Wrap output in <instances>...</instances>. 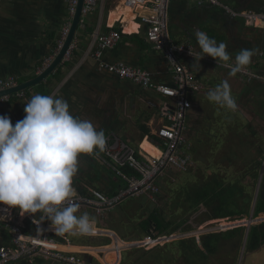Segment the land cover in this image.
Here are the masks:
<instances>
[{"label":"crops","instance_id":"crops-1","mask_svg":"<svg viewBox=\"0 0 264 264\" xmlns=\"http://www.w3.org/2000/svg\"><path fill=\"white\" fill-rule=\"evenodd\" d=\"M231 1L235 7L245 9V7H243L245 6L243 0ZM118 2L115 3L114 8L111 10L109 8V0H99L96 9L86 15L85 23H87L89 27L86 29L82 26V28L78 30L71 56L60 64L55 73L40 84L34 85L24 91L15 92L8 95V100L0 101V115L9 116L13 125H15L18 120L24 118L25 104L33 95H52L57 98L65 99L69 103L70 112L73 116L89 120L97 131H104L105 136L110 133L118 134L122 139L135 147L140 156H159L164 147L162 145L163 141L157 135V132L160 127L166 125L167 120L163 115V111L166 104L173 102V100L163 95L154 86L144 87L132 80L110 73L100 66V62H121L135 68L147 70L151 73L152 85L158 83L172 85L174 82V71L164 54L155 49L153 45L147 41L143 28L139 26L138 31L127 33L124 31V23H122V21L119 20L112 24L110 23V15L116 10L119 5ZM259 3L264 4V1H259ZM124 4L125 1L123 0V5ZM259 8L260 7L255 5L251 6L253 10ZM204 10H206V12H204ZM169 14L170 21L172 20L176 27L182 32L180 37L173 38V40L178 43L189 42L193 44L198 55L204 54L197 44V31L205 32L210 38L215 39L218 44L220 42L225 43L227 46L226 50L232 58L230 63L235 62V56L241 49L258 50L252 57V63L246 68L252 74L257 75L256 77L241 72L232 75L230 69L225 66L224 62L216 61L209 56L210 60L204 58L199 60L198 56H194L196 60L194 57L182 58V61L193 74L194 79L202 82L205 87L199 91L190 89L188 92V108L190 102L192 108L190 107V110L187 112L185 124L189 130V134L194 138L196 135H201L206 132V130H209V127L211 128L216 123L219 124V121L214 117L217 104L210 102L207 99V94L222 81H227L237 103V108L233 110V112H236L241 118H245L247 128L252 136H254V134L256 136H264V26H249L242 20L225 16L222 17L219 13L210 8H201L192 0H170ZM68 15L67 0H0V83L13 77L17 83L14 86H17L18 83L26 82L41 73L52 61L47 62V59L51 58V56H54L56 53L55 48L60 32ZM111 29L122 30L120 41L114 47L104 50L100 58L96 56L93 57L92 54L96 51L101 34ZM99 34L100 36L98 38ZM197 94H202L203 97L199 98ZM221 120L222 122L224 121L223 116L220 121ZM188 138L189 137H187V145H189L188 152L192 156V164L188 169H194L197 160H194L193 145H191L193 141L190 140V142ZM208 139V136H204L200 142L202 143V152L201 155H197L200 160L202 157V161H208L206 158L208 157V153H206V151L209 153L211 152ZM263 167L264 157L260 177ZM175 170L186 171L179 169ZM107 171L114 173L116 177L121 180V183L114 185ZM158 183L160 185V192L153 198L147 195L148 204H152L157 199L158 201L164 199L163 195H160L162 194L161 183L159 181ZM123 184L124 182L116 172L103 161L96 158L95 155L82 154L79 157V170L77 175L73 178V186L76 189L77 195H89L93 188H101L103 189L102 191L111 195L114 192L116 193ZM256 202H254L253 199L251 210V212L253 211V217H255L254 209ZM0 208V245L9 246L12 244L14 238V231L11 228L12 225L20 227L21 236L24 238H30L40 232L39 226L36 224V221H41L39 213L34 215H23L20 213L19 209L10 208L4 204H0ZM156 208V206L151 208L148 214ZM202 208H204L203 211H206L205 207L202 206ZM142 209L144 210V208ZM157 209L165 213L163 209ZM94 212L96 213L93 207L86 205L80 206L76 214L81 215L87 213L92 217L91 214ZM110 212L106 213L104 218H99L103 226H98L97 222L94 220L95 226L100 227L102 230L109 229L106 227L105 223L108 216L112 215L109 214ZM193 215H195V213H193L192 216ZM192 216H190L189 219H191ZM220 219L226 218H218V220ZM41 222L46 226L44 235L46 234L48 238L52 239L51 243L58 250L80 254L88 261L100 262L102 264H104V262L100 259V252H109V255L110 252L118 253L115 259H117L118 256L117 262H119V264H126V262L127 264H173L174 262L176 264H206L207 256L214 254L206 252V256H202L197 251L185 252V250L179 251L178 247L169 248L167 247L168 244L159 249L150 248L147 254H140L139 257H136L134 260H132V258L137 253L127 252L128 250L123 253V251L129 249V247L123 248L121 251H99V253L64 250L60 249L59 246L69 245L71 249H79V247L85 246L115 247L118 246V244L125 246L128 243H126L125 240L104 245L105 243L101 244L98 243V240H95L98 238L109 239V237L106 238L107 234H61L54 231L51 227V222L47 218ZM199 224L201 223L199 222ZM184 225L183 227H179L176 231L164 235L170 237L173 235L174 237L183 236L182 239L172 243L191 239L187 237L189 233H185L191 229V226ZM220 231L224 230H218V232ZM140 235L137 239L141 238ZM196 237L197 239L195 236L192 238H195L197 245L203 249L202 237L201 239L199 235ZM120 238L122 237L120 236ZM231 238L232 237L221 236L219 248L215 253L220 252L219 250L221 246H223V241L225 244H229L226 242L231 240ZM243 238L245 239V234ZM244 239L243 245L241 246L242 248H244ZM125 253H127L128 257L127 261H125L124 258ZM86 254L92 256V260H90ZM242 254L243 251L241 250L240 255ZM148 255H151V257L147 258ZM224 263L226 262L223 261V264ZM6 264L62 263L43 256H37L33 263H29L27 260L23 259ZM215 264H217L216 261Z\"/></svg>","mask_w":264,"mask_h":264},{"label":"built area","instance_id":"built-area-1","mask_svg":"<svg viewBox=\"0 0 264 264\" xmlns=\"http://www.w3.org/2000/svg\"><path fill=\"white\" fill-rule=\"evenodd\" d=\"M126 6L133 8L135 22L147 26L146 39L155 49L161 51L168 59L174 71V82L172 85L158 83L152 85L151 73L141 68H135L124 63L100 62V66L107 71L117 74L122 78L132 80L144 87L154 86L163 95L171 98L173 102L166 104L163 115L167 120L166 125L158 129L157 135L162 139L163 151L159 156H140L135 147L130 145L116 133L106 136V149L104 152L96 154V158L103 161L110 167L124 182L123 186L113 194L93 188L89 195H77L76 202L80 206H91L96 213L104 217L106 213L114 210L121 202L129 197L148 195L153 198L160 192L159 178L166 170L179 169L187 170L192 164V156L189 154L187 139L185 136L186 117L188 112V92L189 90L199 91L205 88L203 83L196 81L188 66L182 61L185 57L198 55L195 46L189 42H175L170 35L169 25V5L170 0H124ZM197 5L209 3L222 8L232 18L244 21L249 26H264V11L253 9H240L230 6L221 0H192ZM99 0H85L82 14L86 16L96 9ZM78 0H68V18L64 23L55 48L56 53L63 44L73 16L77 9ZM140 8V9H139ZM122 37V30L111 29L101 34L99 39V49L95 56L100 58L104 50L114 47ZM73 48V45H72ZM70 48V50L72 49ZM55 53V55H56ZM70 53V51H69ZM191 53V54H190ZM54 55V56H55ZM54 56L47 59L50 62ZM209 59L207 55L203 57ZM241 73L256 77L248 69ZM16 83L13 77L2 81L0 89L9 88ZM9 96L0 98V101L8 100ZM126 169L131 170V173ZM40 232L30 238L21 236V229L17 225H12L14 238L11 245H0V264L12 261L27 260L33 263L37 256L53 259L62 264H102L88 261L83 255L62 252L51 243L50 238L44 235L46 226L41 221H36ZM104 234L100 227L95 226L93 231L87 235ZM169 241L170 236L148 234L144 238L138 239L136 247L152 248L162 244L161 240ZM119 264V262H116Z\"/></svg>","mask_w":264,"mask_h":264},{"label":"clouds","instance_id":"clouds-1","mask_svg":"<svg viewBox=\"0 0 264 264\" xmlns=\"http://www.w3.org/2000/svg\"><path fill=\"white\" fill-rule=\"evenodd\" d=\"M196 40L204 54L199 60L207 55L222 61L232 75L246 69L258 51L241 49L230 63L225 43L218 44L203 31L196 32ZM207 99L229 110L237 108L227 81L210 90ZM24 112L15 125L9 116L0 115V204L19 209L23 215L39 213L55 232L90 234L95 221L87 213L76 214L79 205L73 178L82 154L105 151L104 131L73 116L69 103L52 95H33Z\"/></svg>","mask_w":264,"mask_h":264},{"label":"trees","instance_id":"trees-1","mask_svg":"<svg viewBox=\"0 0 264 264\" xmlns=\"http://www.w3.org/2000/svg\"><path fill=\"white\" fill-rule=\"evenodd\" d=\"M122 18L119 20L122 21ZM214 114L220 125L216 123L206 132L200 133L201 135L193 138L187 127L185 129L186 139L189 137L188 140L193 141L191 145H193L194 160H197V163L201 162L204 167H198L194 171L191 168L186 171L170 169L175 171L176 182L165 177L162 178V182L158 180L162 189L160 195H163L166 201L168 213H162L156 208L143 217L139 222L144 231L141 237L148 234H170L176 231L179 227H183L189 217L202 206L206 208L205 220L227 217L230 220H240L250 215L264 157V136L255 134L252 136L245 118H241L233 110L217 105ZM222 116L223 122L220 121ZM204 136H208V145L211 147L210 153L206 151L207 156L210 154L206 157L209 163L198 157L202 152L200 142ZM207 169L210 173H206ZM126 171L131 173L129 169ZM263 212L264 199L259 195L254 216L257 217ZM245 231L246 227L241 226L203 235V249L197 245L195 238L170 243L167 247H178L179 251L185 250V252L197 251L202 256H206V252L215 253L218 250L221 236L239 237L236 244L242 246ZM246 245L249 250H256L264 245V221L250 227ZM124 258L125 261L128 260L127 253Z\"/></svg>","mask_w":264,"mask_h":264},{"label":"rangeland","instance_id":"rangeland-1","mask_svg":"<svg viewBox=\"0 0 264 264\" xmlns=\"http://www.w3.org/2000/svg\"><path fill=\"white\" fill-rule=\"evenodd\" d=\"M222 2L235 7L232 4L231 0H221ZM118 2V0H109V8L112 10L114 8L115 3ZM120 5L117 6L116 10L114 12L111 13L110 15V22L114 21V20H119L122 17H124L126 15V13L130 12L128 11L126 8H123V0H119L118 2ZM121 6V7H120ZM170 16V15H169ZM168 29L171 35V38H176V37H180V34L182 35V32L176 27V25L172 22V20L170 21L169 19V25H168ZM197 96L199 98H202L203 95L202 94H197ZM190 107L192 108L191 102L189 103V108L188 110H190ZM206 154V153H205ZM210 155V154H209ZM208 155V157H209ZM202 160V157H201ZM206 163H209V161H204ZM198 167H204L203 164L200 162H198L196 164V166L194 167V169H192V171H194L196 168ZM108 172V171H107ZM175 171H171L166 170L163 175L160 177V182H162V178H168L173 182H176V175H174ZM109 177L111 179V182L114 185H118L119 183H121V180L119 178L116 177V175L114 173H112L111 171L108 172ZM206 173H210V170L207 169ZM257 188V186H256ZM162 201H158V199L153 202L152 204H148L149 202L147 201V195H140V196H135V197H129L125 200H123L121 202V204L116 207L112 212H110L107 220H106V227L109 229H103L102 232L104 234H107L109 236L106 235V238L109 237V239H96L95 241L98 240V243H105L104 245H109L112 242L115 243L116 242H120V241H125L126 244L125 246L123 245V247H121V244L118 246H113L110 247L111 249L108 251H121L123 248L129 247V249H126L123 251V253L125 251L127 252H134L137 253L134 255V257L132 258V260H134L136 257L138 258L140 254H147L148 252V248H140V247H136V243L137 242V238L140 234L143 233L141 226L139 225V222L141 221L142 216H146L149 211L151 210V208H153L154 206H156L157 208L163 209V212H165V214L168 213L166 204H165V199H161ZM158 201V202H157ZM144 208V210L142 209ZM204 209V208H203ZM205 211V210H204ZM136 212V213H135ZM141 213V214H140ZM263 213H261L259 215V217H261ZM92 217L98 224V226H103L102 222L100 221V217L99 215H97L95 212L93 214H91ZM128 216V217H127ZM104 218V217H101ZM227 219V218H226ZM200 222L201 224H197V222ZM218 219H208L205 220L204 217H199L198 219L192 218L191 220L189 219L188 223L185 224L184 226L188 225L191 226L190 230H188L187 232H185L186 234H188L187 237L192 238L193 236H195V238L197 239V235H199L200 239L203 235H206L207 233H212V232H218V230H221V225H223V222H217ZM238 220H230L228 219V222H234V223H228L226 225L228 226H232V225H236L239 222H237ZM225 227V226H224ZM105 228V227H104ZM114 230V231H113ZM119 234H117L116 232ZM120 236L122 238H120ZM111 237V238H110ZM127 239H125V238ZM173 237V238H172ZM170 237L169 241L163 242L165 241V239L161 240L162 244H159L157 246L152 247L151 249H159L162 246H166V244L172 243L176 240L182 239L183 236L180 237H174V235ZM141 238H144V236H142ZM140 238V239H141ZM239 237L235 238H231V240H228L229 244H225L224 241L222 242L221 248H220V252L219 254L222 256L223 258V254H228L227 256L230 259V263L233 262L234 264H264V246H262L261 248H259L256 251H251L248 250L247 245L244 246V248H242L241 246L239 247L236 243ZM113 239V241H112ZM244 239V238H243ZM128 241V242H127ZM108 242V243H106ZM131 243V244H129ZM235 246H234V245ZM133 245V246H132ZM243 245V243H242ZM132 246V247H130ZM238 248V249H237ZM241 250L243 251V254H241ZM105 251V250H103ZM99 253V252H97ZM118 254V253H117ZM115 252H104V255L100 258L102 262H104V264H116L117 260H118V256L117 259ZM109 255V257H108ZM151 257V255H148L147 258ZM127 264V262H126ZM173 264H176L175 262Z\"/></svg>","mask_w":264,"mask_h":264},{"label":"water","instance_id":"water-1","mask_svg":"<svg viewBox=\"0 0 264 264\" xmlns=\"http://www.w3.org/2000/svg\"><path fill=\"white\" fill-rule=\"evenodd\" d=\"M259 1H262V0H243V2L245 3V6H243V7H245V9L246 8L251 9V6H254L255 5V6L260 7L259 9H255V10H257V11H264V4H260ZM84 2H85V0H78L77 9H76V12H75V14L73 16V19H72V23H71L69 32H68V34H67V36H66L63 44L59 47V49H58L55 57L50 62V64L48 66H46L41 73H39L37 76H35L34 78H32L30 80H28L26 82H23V83H18V85L17 86H14V87L0 89V98L1 97H4L6 95L7 96L8 95H11V94H13L15 92L24 91V90H26V89L34 86V85L40 84L45 79H47L50 75H52L53 73H55V71L58 69V67L60 66V64L64 60L68 59L71 56L72 50L74 48V46L72 48V45H74V43H75V38L77 36L78 30L80 28H82V26L84 28H86V29L89 27L88 24L85 23L87 16H84L82 14V9H83V6H84ZM200 7L201 8H204V9L210 8V9L216 11L217 13H219L222 17L225 16V17L232 18L222 8L216 7V6L211 5L209 3L203 4ZM204 12H206V10H204ZM141 28H143L145 30V34H146L147 26L142 25ZM99 36H100V34L98 35V38H99ZM70 48H72V49L70 50ZM98 49H99V42H98V46L96 48V51H94V52L96 53ZM69 51H70V53H69ZM95 53L92 54L93 57H95ZM263 175H264V167H263V170L261 172V177L258 180L257 190H256V195H255V198H254V202L257 201L259 195H260V197L262 199H264V184H262V182H263ZM222 220L223 219H220V220L216 221V223L217 222H221ZM240 220H243V221L240 222V223H238V224H236V225L225 226V227L223 225H221V230H227V229H232V228H236V227L245 226L247 228L246 233H245V239H244V246H245L246 245V240H247V237H248V232L250 230V227L252 225H254V224L263 222L264 221V218H261L259 216L258 217H253V211H252L251 214L248 216V218L246 217V218L240 219ZM199 243L201 244L200 241H199ZM132 246H130V247H132ZM99 255L102 257L104 255V253L103 252H100ZM86 256L89 257L90 260H92V256H89V254H86Z\"/></svg>","mask_w":264,"mask_h":264},{"label":"bare ground","instance_id":"bare-ground-1","mask_svg":"<svg viewBox=\"0 0 264 264\" xmlns=\"http://www.w3.org/2000/svg\"><path fill=\"white\" fill-rule=\"evenodd\" d=\"M122 7L126 8L128 11H130V12L126 13V15L122 18V23H124V31L127 33H134L136 31H138L139 25H138V23L135 22V15H134L133 8L130 6H126L125 4ZM228 225L223 224V226H228ZM59 247H60V249H64V250H75V251L77 250V251H88V252H99V251H103V250L108 251L111 249L110 247H106V246H104V247H88V246H85V247H79V249L78 248H75V249L72 248L71 249V247L69 245H67V246L64 245V246H59ZM121 247H123V245H121Z\"/></svg>","mask_w":264,"mask_h":264},{"label":"flooded vegetation","instance_id":"flooded-vegetation-1","mask_svg":"<svg viewBox=\"0 0 264 264\" xmlns=\"http://www.w3.org/2000/svg\"><path fill=\"white\" fill-rule=\"evenodd\" d=\"M67 4H68V0H67ZM262 184H264V177H263V182ZM192 216V215H191ZM204 217V211H203V208L201 207L198 211L195 212V215H193L191 217L192 218H195V219H198L199 217ZM258 217V216H257ZM261 218H264V212L263 214L261 215ZM190 219V220H191ZM239 221H243V220H239ZM223 224H227V223H230L228 222V219H226L225 221H222ZM197 224H199V221L197 222ZM258 224V223H257ZM245 227V226H244ZM116 243V241H114ZM249 250V249H248ZM252 251V250H251ZM228 254H223V258L222 256L219 254V253H214L212 255H209L207 256V260H206V264H215V261L217 264H223V261L226 262L224 264H234L233 262H229L230 259L229 257L227 256ZM220 262V263H219Z\"/></svg>","mask_w":264,"mask_h":264}]
</instances>
